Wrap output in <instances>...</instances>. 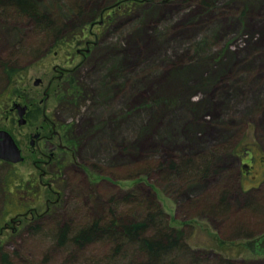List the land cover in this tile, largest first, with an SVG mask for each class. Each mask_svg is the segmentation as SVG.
I'll list each match as a JSON object with an SVG mask.
<instances>
[{"label": "rangeland", "instance_id": "rangeland-1", "mask_svg": "<svg viewBox=\"0 0 264 264\" xmlns=\"http://www.w3.org/2000/svg\"><path fill=\"white\" fill-rule=\"evenodd\" d=\"M15 1L35 3L58 33L0 5V94L8 68L16 76L26 68L32 85L37 77L46 85L56 64L76 68L77 93L62 90L51 105L77 135L66 164L44 177L58 201L49 189L34 192L29 138L23 161L0 160V226L10 225L0 264L151 262L127 240L115 258V243L60 244L57 228L139 218L159 204L162 226L183 229L195 252H177L179 264L228 256L264 264L243 244L264 232V213L253 208L264 205V0ZM185 160L212 173L168 168ZM224 194L229 207L215 211ZM30 207L38 213L12 222Z\"/></svg>", "mask_w": 264, "mask_h": 264}, {"label": "flooded vegetation", "instance_id": "flooded-vegetation-1", "mask_svg": "<svg viewBox=\"0 0 264 264\" xmlns=\"http://www.w3.org/2000/svg\"><path fill=\"white\" fill-rule=\"evenodd\" d=\"M103 16L104 13L101 14V17ZM102 22L99 24H102ZM88 44L90 45V43ZM89 49L88 47L85 52L78 50L77 54L85 57L89 53ZM53 70L55 74L52 75L46 85H44V80L41 77L35 78L32 85V77L26 68L21 69L17 76L14 69L13 71L10 68L7 69V87L0 94V135H12L23 156L25 148V146L23 148V145L29 138V145L38 156L34 161L36 171L33 173V179L36 178L34 179L35 182L38 180V185L32 184L37 185L34 192L39 191V197H41L42 192L46 194L49 189L51 193L57 194L58 199L55 201H58L61 197L60 190L53 186L55 184L54 180L45 181L44 177H48V175L52 177V170L47 168L50 165L53 164L55 167L60 168L66 164L70 158V152L74 147V145L72 147V144H75V135L77 134L69 128V125L61 121L57 115L58 112L51 105L53 104L51 98L58 96L62 90L75 95L77 93L78 78H76V68H67L56 64ZM38 79L40 80L38 81ZM41 88H43L42 91ZM0 160L11 165L18 163L1 158ZM27 187L26 191H31L29 186ZM20 198H22L21 195ZM46 202L49 205L51 200L47 197ZM33 213H38V210L35 207H30L12 217V222L17 223L16 217L28 216ZM8 227H10L8 223L0 226V233Z\"/></svg>", "mask_w": 264, "mask_h": 264}, {"label": "trees", "instance_id": "trees-1", "mask_svg": "<svg viewBox=\"0 0 264 264\" xmlns=\"http://www.w3.org/2000/svg\"><path fill=\"white\" fill-rule=\"evenodd\" d=\"M30 4L31 6L27 7L15 0H0L1 6H11L16 9V12L28 15L36 22H40L42 25L45 24L49 31L56 32L58 30L57 26L51 24L52 22L47 17L39 16L35 3L31 1ZM168 168L171 170L204 171L205 174L212 173V170L208 169L207 166L197 164L193 160H185L182 163L171 161ZM225 197L224 194L214 205L215 211L229 207V204L224 202L223 198ZM253 208L260 213H264V205H259L258 207V204H254ZM163 215L166 217V214L163 213V207L159 204L151 210L148 209L146 214L139 218L125 219L114 216L112 219H94L78 227H73L70 222L59 223L56 238L60 244L70 243L78 248H84L87 244L100 240L115 243L117 246L115 254L111 256L112 258L122 252L124 248L122 244L124 240H127L132 245V250L135 253L147 257L151 262H156V264H179L175 258L177 252L184 256H194L195 252L190 250L188 245L183 242V240H186V233L183 229L170 227L169 225L162 226L164 222H161L160 217ZM246 227L247 225L241 223L237 225V229L242 228V230H245ZM247 237L250 239L255 236ZM226 242L227 240L222 242L221 249L224 252H229L231 251V246L226 245ZM234 258L228 256L226 259H220L218 264H236ZM4 260L9 262L7 254H4ZM151 262L135 263L133 261L132 264H150Z\"/></svg>", "mask_w": 264, "mask_h": 264}, {"label": "water", "instance_id": "water-1", "mask_svg": "<svg viewBox=\"0 0 264 264\" xmlns=\"http://www.w3.org/2000/svg\"><path fill=\"white\" fill-rule=\"evenodd\" d=\"M40 79H38L39 81ZM0 158L13 162L24 160V156L12 135H0ZM255 255H264V232L243 243Z\"/></svg>", "mask_w": 264, "mask_h": 264}]
</instances>
